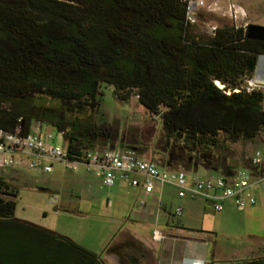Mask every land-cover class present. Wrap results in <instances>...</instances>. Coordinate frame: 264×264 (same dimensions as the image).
Here are the masks:
<instances>
[{"label": "trees", "instance_id": "1", "mask_svg": "<svg viewBox=\"0 0 264 264\" xmlns=\"http://www.w3.org/2000/svg\"><path fill=\"white\" fill-rule=\"evenodd\" d=\"M186 14L184 0H0V132L28 133L40 123L62 134L72 160L108 149L116 143L113 126L95 121L106 84L160 120L163 165L220 171L221 160V175H231L220 153L264 134V92L242 89L264 42L227 22L198 38ZM17 197L0 177V264H107L72 239L18 219ZM136 251L151 254L120 231L104 253L127 264ZM240 263L264 264V253Z\"/></svg>", "mask_w": 264, "mask_h": 264}, {"label": "rangeland", "instance_id": "2", "mask_svg": "<svg viewBox=\"0 0 264 264\" xmlns=\"http://www.w3.org/2000/svg\"><path fill=\"white\" fill-rule=\"evenodd\" d=\"M206 1L209 4L218 2ZM220 2L218 9L206 8L198 14L197 21L191 28L194 36L205 39L212 35L213 27L223 22L246 26L250 21L240 15L236 21L233 20L228 12L230 3L227 0ZM100 90V105L95 112L96 123L111 124L116 142L136 147L140 157L143 158L144 154L148 160L163 162L165 157L162 151L165 150V145L159 140L162 131L160 120L151 117L136 97L127 102L119 100L115 97L114 88L106 84H101ZM49 130L55 137V144L65 147L61 134L52 128ZM100 149L106 150L101 147ZM256 151L264 153V134L251 143H230L220 156L226 159L234 173L242 168L241 165H247L248 159ZM215 166L221 171L222 161H215ZM220 171L200 166L196 171H187L186 175L188 178L195 175H221ZM0 177L18 191V219L68 237L89 251L102 255L104 260L107 259V254L104 253L106 246L120 231L148 238L149 241L156 228L166 229L164 215L173 222L180 220L181 216L174 213L179 205L185 209V214L187 208L193 207V210H197L198 214L189 219L195 227L211 233L210 249L216 250L217 259L221 261L219 264H235L242 259L257 256L260 246L264 244L263 190H255L256 206H248L244 211H238L231 201H227L224 209L216 212L201 197L179 199L178 190L166 184L162 189L159 218L156 216L159 196L156 201L140 196L126 182H117L114 187L107 188L83 166L77 172H72L62 164L55 163L51 173L27 168H18L14 172L1 169ZM55 196L57 200L52 205ZM141 200L145 201V208H141ZM117 260L119 264V259ZM107 261L108 264H115L112 258Z\"/></svg>", "mask_w": 264, "mask_h": 264}, {"label": "built area", "instance_id": "3", "mask_svg": "<svg viewBox=\"0 0 264 264\" xmlns=\"http://www.w3.org/2000/svg\"><path fill=\"white\" fill-rule=\"evenodd\" d=\"M184 2L187 5L186 20L190 25L196 23L197 16L202 10L206 8L216 10L220 7L216 1L211 4L206 0ZM228 12L229 17L235 21L238 15L245 16L242 11H238L235 3L228 5ZM215 30L216 27H213L212 34ZM263 56L259 57L260 64L264 61ZM242 89L247 92L254 90L264 92V66L256 68L254 76L245 79ZM55 163L62 164L72 172H77L79 167L83 166L107 188L114 187L117 182L127 181L134 187H141L144 193L151 194L157 188L162 190L164 185L168 184L178 190L180 199L201 197L216 212H221L227 201H231L238 211H244L248 206L256 205L255 190H264L262 151L253 154L249 167L238 168L227 177L195 175L188 178L186 170L162 168L157 162L144 159L135 150L128 148L114 147L104 151H88L81 158L72 160L66 148L55 144L52 132L40 123L34 124L28 133L21 130L16 133L0 132V170L9 169L14 172L18 168H27L51 173ZM56 200L57 197H53L51 204L55 205ZM182 213L181 206L175 209L176 216H181ZM152 238L159 242L165 235L156 229Z\"/></svg>", "mask_w": 264, "mask_h": 264}, {"label": "crops", "instance_id": "4", "mask_svg": "<svg viewBox=\"0 0 264 264\" xmlns=\"http://www.w3.org/2000/svg\"><path fill=\"white\" fill-rule=\"evenodd\" d=\"M220 1L223 2L224 0H218L219 3H221ZM227 1L228 3H235L238 11H242L244 13V18L250 19V21L246 24L249 25L250 23H252L264 26V0H239V2H233L231 0ZM114 147L132 149L139 154V151L136 147H131L123 143L116 142L114 146H111L109 148L112 149ZM162 154L164 156H167L166 150L162 151ZM142 156H144L143 158L146 159L144 154ZM158 165L162 168H171L168 165L159 163ZM197 169H193L190 171H196ZM124 182L128 183V185L132 188V191L136 192V194L144 196L145 198H150L152 201H156L157 196H159V199L157 201L158 207L156 210V216L159 218L161 217L160 210L162 209V204H160V200L162 190H160V188H157L151 194H146L141 187H134L127 181H120V183ZM254 194L256 197V193ZM140 204L141 208H145L146 203L144 200H141ZM192 208L193 207L187 208V214H185V209H183V213L178 222H173V220L171 221L170 219H167V217L164 215V225L166 229L160 230L165 235V238L162 241H154L152 238V235L157 228L152 232L149 241H147L148 238L140 237L139 235L134 236L151 253L148 257L144 252L136 251L137 254H140L139 264H219L221 262L219 259H217L216 250L210 249V240L212 239V236H210L211 233L202 228L195 227V225L191 223L189 218H191V216L194 214H198L197 210L195 211ZM165 210L166 205L164 206V211ZM259 249L260 250L257 254H263L264 244L261 245ZM106 258H112L115 261V264H118V260L115 256L107 254ZM107 259L105 261L108 264ZM235 264L241 263L237 262Z\"/></svg>", "mask_w": 264, "mask_h": 264}, {"label": "water", "instance_id": "5", "mask_svg": "<svg viewBox=\"0 0 264 264\" xmlns=\"http://www.w3.org/2000/svg\"><path fill=\"white\" fill-rule=\"evenodd\" d=\"M247 37L252 40H258V41L264 42V26L256 25V24H249L247 26ZM263 59H264V56H263ZM263 62L260 64V58H259L257 69H260L262 66H264Z\"/></svg>", "mask_w": 264, "mask_h": 264}, {"label": "flooded vegetation", "instance_id": "6", "mask_svg": "<svg viewBox=\"0 0 264 264\" xmlns=\"http://www.w3.org/2000/svg\"><path fill=\"white\" fill-rule=\"evenodd\" d=\"M157 163L162 164V162H157ZM127 259H128L130 264H139L140 254L131 253L127 256Z\"/></svg>", "mask_w": 264, "mask_h": 264}]
</instances>
